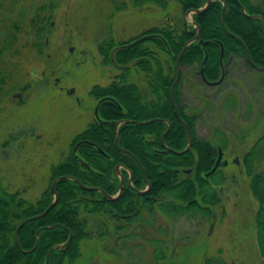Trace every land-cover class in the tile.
<instances>
[{"label":"trees","instance_id":"16d2710c","mask_svg":"<svg viewBox=\"0 0 264 264\" xmlns=\"http://www.w3.org/2000/svg\"><path fill=\"white\" fill-rule=\"evenodd\" d=\"M3 1H8L9 4L8 2L4 4ZM14 1L0 0V98L5 95L6 88L15 87L13 75L20 69L19 63L24 52L34 49L39 56L44 54L48 42V27L57 4L56 1H50L47 4L28 6L21 4L18 8L13 4ZM175 1L182 14L186 9L200 7L205 0ZM224 1L226 3L225 27L231 30V21H248V29L240 32L239 37L252 64L264 66L262 21L257 18L243 17L237 6H230L232 0ZM239 1L246 13L260 14L264 19V9L259 4H253L249 0ZM149 2L161 7L168 5L166 0H132L135 7ZM220 7L219 1H213L203 13L192 15L193 24L200 28L201 39L210 40V43L199 45L197 42H191L180 57V66L188 68L186 75L189 73L191 78L195 76L196 81L201 83L198 69L203 51L206 53L203 65L205 80L216 81L219 77V47L216 41L222 44L223 61H226L229 50L236 51V56H241L243 59L245 57L243 47L225 35L221 28ZM148 33L156 35L128 47L119 46L129 40L113 42L108 39L98 45L103 64H118L122 65L123 69L118 75L113 76L105 87H94V94L96 97L102 94L112 97L120 105L122 112L114 107L106 110L101 107L100 112L108 123L99 125L93 121L73 137L67 156L51 167L48 185L40 196L31 201L20 196V192L5 190L0 184V264H62L64 259L71 261L81 254L80 243L89 241L91 238L88 226L103 225V214L112 212L111 207L120 212L116 205L119 200L107 202L98 191L82 189L70 179H60L54 184L58 195L57 202L44 216L22 225L17 233L21 249L18 248L14 239L16 227L23 219L43 212L52 202L53 193L50 191V184L56 177H75L85 186L100 187L106 193L112 194L117 187V179L112 172L114 164L122 163L129 168L137 188L143 185L139 168L141 165L144 177L149 183L151 182L152 189L139 196L138 209L140 212H150V203H152L156 206L155 217L160 214L159 210L166 213V195L177 199L189 198L196 187L198 193L202 195L201 214L203 216H208L211 204L218 201L210 181L214 176L219 175L221 168L218 167L206 178L204 173L214 162L216 147H220L222 153H225V150L232 146L231 136L223 133L220 125L208 126V134L203 137L198 136L194 127L196 114L186 111L179 103L178 83L173 88L172 96L178 113L190 132L192 143L187 151L181 154L157 151L160 148L159 137L166 128V124L156 119L145 124L124 122L117 126V144L128 153L120 152L113 144V129L117 119L144 121L149 118H164L170 120V127L162 142L174 151H179L186 145L185 129L174 117L168 87L175 73V56L191 34L185 31L181 17L172 22L167 21L164 26L151 27ZM159 53H163L167 59L163 58L161 61ZM244 63L250 67L245 59ZM138 73L143 74V82L146 84L144 88L138 86L132 78ZM224 74H226L225 68ZM186 78L197 88L201 103H208L200 93L201 87L188 76ZM238 99L237 95L232 97L229 93L222 102V106L227 105L236 110ZM247 107L250 108L249 105ZM258 115L261 118L263 113ZM243 131L239 137L240 140L249 133V129L244 128ZM78 141L81 143L77 147L76 154L81 160L75 159L72 152ZM262 161H264V132L244 150L240 161L244 174L248 178V190L257 203L253 218L255 239L259 256L264 260V168L258 169ZM182 167H190L191 172L182 173L180 171ZM179 178H183L184 181L176 183ZM214 183L218 185L216 181ZM125 192L123 189L124 194L133 193L130 189L127 193ZM125 199L130 201L128 198ZM157 203L160 205L158 206ZM175 214L173 211L172 216ZM37 231H39L38 240L34 247ZM60 243L66 244L65 250L55 248L50 251L46 259L50 248ZM205 264L226 263L221 258L210 256L205 260Z\"/></svg>","mask_w":264,"mask_h":264},{"label":"rangeland","instance_id":"374dc122","mask_svg":"<svg viewBox=\"0 0 264 264\" xmlns=\"http://www.w3.org/2000/svg\"><path fill=\"white\" fill-rule=\"evenodd\" d=\"M50 1L57 4L44 54L39 56L34 49L24 52L21 70L13 75L15 87L6 88L0 98V184L31 201L46 188L51 167L67 156L71 140L90 121V87L108 81L109 75L102 78L100 68L106 72L110 66L101 62L98 45L108 39L126 41L147 27L164 26L165 18L178 20L182 16L175 4L161 7L149 2L135 7L132 0H15L13 4L19 8L21 4ZM250 1L255 4L259 0ZM70 48L74 53L70 54ZM79 50L85 52L80 54ZM158 56L161 61L167 59L163 53ZM187 69L184 66L182 73L186 75ZM183 74L180 86L185 87L181 88L185 97L180 104L196 114L197 135L206 136L208 126L220 125L222 132L231 136L232 146L222 153L225 165L210 181L218 198L213 203L214 218H179L169 224L177 232H186L187 237L198 229L196 239L201 242L195 245L199 249L192 247V255L204 251L203 264L210 256L226 264H264L255 239L257 203L248 190V178L240 162L244 150L264 132V71L249 69L238 59L234 67L228 66L223 81L214 86L203 85L188 73V78L201 87L200 93L208 101L204 104L194 85L183 84ZM142 75L134 74L132 78L145 87ZM55 77L60 79L57 85ZM70 88L75 89V95L68 93ZM232 92L239 98L236 110L222 106ZM244 128L249 133L240 140ZM233 157L234 162L230 161ZM262 168L264 161L258 167ZM136 240L144 243L148 237L138 235Z\"/></svg>","mask_w":264,"mask_h":264},{"label":"flooded vegetation","instance_id":"af4514ba","mask_svg":"<svg viewBox=\"0 0 264 264\" xmlns=\"http://www.w3.org/2000/svg\"><path fill=\"white\" fill-rule=\"evenodd\" d=\"M166 1H167L168 5L175 4L178 7L177 2L175 0H166ZM171 1H173V2H171ZM213 1H219L220 2V4H221L220 14H221V8L223 5H224V12H225L226 3L224 0H211L208 4L207 8L209 7L211 2H213ZM205 2H206V0L204 1V3L200 7L196 8V9L202 8L204 6ZM255 4H259L261 6V8L264 9V1L259 0ZM233 5L238 7L239 12L243 17H245L247 19H254V18L260 19L264 25V19L262 18V16L260 14H256V13H253V14L246 13L245 8L243 7V5L240 3L239 0H232V3L230 4V6L233 7ZM241 7H242L243 12L247 16L241 12ZM189 9H194V8H189ZM186 10H184V11H186ZM184 11H183V13H184ZM203 12H201V13H203ZM224 12H223V23H224ZM183 13L181 16V21H182V24L184 26L185 31H187L188 33L191 34V36L187 39V40H189L196 34V26H198V25H194L192 22L193 21L192 15L195 13H191L188 16V19L185 18V20L183 18ZM201 13H199V14H201ZM195 15H197V14H195ZM248 16H251V17H248ZM163 21H175V20H170V18L168 17V18H165ZM184 21H186V22H184ZM187 21H190V24L187 23ZM219 22H220V17H219ZM224 26H225V24H224ZM248 27H249L248 21H231V30H227V28L226 27L225 28L229 33H231L232 35H234L240 39V37H239L240 32L246 31V29H248ZM150 28L151 27H147L146 29L141 30L139 32V34H137L135 36H130L131 38L129 37V39H127L129 41L124 43L123 45H121L119 47L130 44L131 42H133L134 40H136L142 36L147 37L144 40L150 39V37H152L153 35L155 36L156 34L148 33V30ZM225 35H227V34L225 33ZM229 37H231V36H229ZM199 38L201 39L200 28H199ZM231 38L233 40L237 41L242 47L244 46L243 43H242L243 44L242 45L235 38H233V37H231ZM144 40H142V41H144ZM202 41H209V43H210V40H202ZM191 42H197L198 43V39L192 40ZM217 42H219V41L215 42L218 45ZM241 42H242V40H241ZM190 43H188V44H190ZM209 43H207V44H209ZM198 44L199 45H205L202 42L198 43ZM221 46H222V44H221ZM218 47H219V45H218ZM72 49L73 48L69 49L71 52L70 54L74 53V51H72ZM243 49H244V52H247L245 49V46L243 47ZM97 51L100 54L98 49H97ZM79 52H80V54H83L85 51L79 50ZM204 53H205V51H203V56H204ZM219 53H220V51L218 50V66H219V71H220V74L218 77V79H219L218 82H216L218 79L216 81H211V82H208L205 80V78L203 76V66H202V75L200 74V65H201V61L203 58V56H202L198 71H199V75L202 79L203 85L214 86V85L220 84L223 81L224 77L227 75L228 66L234 67L235 62L238 59H242L243 62L245 59L246 63H248V65H250V67H252L251 69L258 70V69H255L253 67V65L248 62V60L246 59V56L244 57V59L241 56H236V51H234V50L228 51L226 61H223V47H222L221 58L219 56ZM176 56H175V59H176ZM175 59H174V66H175ZM205 59H206V53H205ZM179 61H180V58H179ZM204 62H205V60H204ZM220 64H221V67H220ZM203 65H204V63H203ZM244 65L246 66L245 63H244ZM109 66H110V68L107 69L106 72H103V69L100 68L102 78H104L105 74H106V76L109 75L108 81L105 84L94 83V84H92V86L90 87V89L88 91L89 97L92 101L91 107L88 108L89 109L88 112L91 111L90 116H92L90 121L88 122V124L93 122V121L98 123L99 125H105L106 123H108V120L100 112L101 107H103V109H105V110L109 109V108L112 109V107H114L119 112H122V108L112 97H110V98H112L116 102V104H113V102L108 101V100H104L98 104V101L101 98H105V97H109V96L102 94L99 97H96L94 94L95 93L94 87H98V88L105 87V85L112 80L113 76L118 75V73H120L123 69V66L118 65V64H112L111 63ZM183 67L184 66H180V64H179L178 77L172 86L171 97H170L169 88H170L171 84L173 83L175 76H176V66H175L174 77H173V79H172V81L168 87V95H169V99H170V102H171V105L173 108V113H174L175 119L181 125H183V127L185 129V136H186L187 131H188L189 136H190L189 129H188L187 125L185 124V122L183 121V119L181 118V116L179 115L178 110H177V105L174 102L173 96H172L173 88L178 83L177 95H178L179 103L181 101V98L183 96L185 97L184 92H183L184 89H181V88H185V87L180 86L182 84L181 79H182V74H183L182 73ZM246 67L250 69L249 66H246ZM257 67H260V66H257ZM261 67H263V66H261ZM224 68H225L226 74H224ZM258 71H264V70H258ZM51 73H53V71H51ZM183 76H185L184 77L185 82H183V84L187 85L188 83H190V87H191L193 84L190 81H187V78H186L187 75L183 74ZM59 81H60V79L55 77V84L56 85L58 84ZM145 87H146V84H145ZM61 88L62 87H60V90L63 91ZM68 93L75 95V89L70 88ZM197 93H198V91L196 88V94ZM231 95H232V97L236 96L235 92L234 93L232 92ZM76 99L78 101V98H76ZM80 103H81V101H80ZM97 104H98L97 114H98L99 119L103 123H101L97 119L96 114H95V107ZM150 119H152V121H154L155 119L160 120L166 124V128L164 129V131L166 129H167V131L165 133H164V131L162 132V133H164V135L162 136V139H163V137L165 136V134L169 130V127H170L169 121L170 120L164 119V118H149L147 120H150ZM144 121H146V120H144ZM124 122H134V123L138 124L137 120L119 118L115 121V127L113 129L114 136L116 134L117 126L121 123H124ZM162 133H161V135H162ZM161 135H160V137H161ZM160 137H159L160 148H158L157 151L161 152V153L170 152V153L177 154L176 153L177 151L175 152L174 150L170 149L167 145H165L162 142V139L160 140ZM201 137H203V136H201ZM186 140H187V137H186ZM190 140H191V136H190ZM190 142L192 143V141H190ZM91 143L94 144L93 142H91ZM191 143H190V146H191ZM186 144H187V141H186ZM190 146H189V148H190ZM234 158L235 157L231 158L230 161L232 160V162H234ZM116 165H118L117 170H118L119 174L114 172V167ZM139 168L141 170L142 180H143V185L141 188L136 187L135 181L132 179V174H131L129 168L124 166L122 163L114 164V166L112 168V172L117 179V187H116V190L114 193H112V194H108L106 192L105 193L110 195V196H114L115 198L111 199V200H107V199H105L103 194H101V195L103 196V199L107 202H113V201L119 200L116 203V205L118 206V210H120V212L117 211V209H113L111 207L112 212L103 214V218H102L104 220L103 225L88 226V231L91 233V238L89 241L86 240V241H83L80 243L81 254L77 258H75L71 261L64 259L62 264H203L202 254L204 253V251L201 250L199 253L195 254L194 256L192 255V253H193L192 251H194L193 248L195 247V245H197L201 242V241H198L196 239V236L198 238V234H199L198 229L195 231H192L191 234H194L193 236L187 237L188 234H186V232H184V231L177 232L175 227H172L169 224V222L177 220L179 218H190V219L195 218V219H197V218H201L203 216L201 214V209L203 207L202 195L198 193L197 187L194 189L193 195L189 198H185V199H179L178 198L177 199V198H172L170 195H166L165 202H167L166 203L167 211H166V213L165 212L162 213V212H160L161 210H159L158 213H160V214H158L157 217H155L154 209L156 206H153L152 203H150V212L149 211L140 212L138 209L137 201L139 200V196L144 195L147 191H149V190L151 191V189H152L151 182L149 183L144 177L142 166L139 165ZM180 171H182V173L189 174L191 172V169H190V167H182V168H180ZM183 181H184L183 178H179L176 180V183H181ZM152 183H154V181H152ZM119 187H120V193L117 194ZM98 188H100V187H98ZM100 189H102V188H100ZM123 189L126 191L125 193H127V191L129 189L132 190L133 193L132 194H128V193L124 194V193H122ZM94 191H98V190H94ZM138 191H143V192L139 193ZM98 192L101 193L100 191H98ZM125 198L130 199V201L125 199ZM141 198H143V197H141ZM157 205L159 206L160 204L157 203ZM213 205L214 204H211V208H209L210 212H209L208 217H210L211 219H213L215 216L212 212L213 211L212 210ZM173 211L176 214L172 216ZM158 221H161L162 223L167 222V224L161 225ZM138 235H140V236L147 235L148 240H146L144 243H140L139 241L136 240ZM173 235H175V236H173ZM155 240H158V241L155 242ZM54 246H55V248H58L61 251H63V250H65L66 244L60 243V244H57ZM158 248H160L159 251H156ZM195 249L197 250L199 248L195 247ZM160 250H161V252H160ZM194 257H196L195 260H194Z\"/></svg>","mask_w":264,"mask_h":264},{"label":"water","instance_id":"95a60500","mask_svg":"<svg viewBox=\"0 0 264 264\" xmlns=\"http://www.w3.org/2000/svg\"><path fill=\"white\" fill-rule=\"evenodd\" d=\"M210 1H211V0H206L204 6H203L202 8H199V9H187L186 11H184V13H183V18H184V20H185V18H186L187 16H189L191 13L199 14V13L205 11V9L207 8V6H208V4H209ZM223 12H224V5H223L222 8H221V14H220V26L222 27L224 33H226L228 36H231V37L235 38L236 40H238V41L242 44L241 40H240L238 37L232 35L231 33H229V32L226 30V28H225V26H224V23H223ZM241 12H242L244 15H246V14L243 12L242 7H241ZM246 16H247V15H246ZM248 17H251V16H248ZM184 22H186V21H184ZM145 38H147V37H146V36L139 37L138 39L134 40V41L131 42L130 44H127V45H124V46H125V47L131 46V45H133V44H135V43H137V42H140V41L144 40ZM195 39H198V43H201V42L204 43V44L209 43V41H202V40L199 38V27L196 26V34H195L191 39L187 40V41L184 43V45L182 46V48L180 49L179 53H178L177 56H176V59H175L176 76H175V79H174L173 83L171 84V86H170V88H169V95H170V97H171L172 86H173L174 82L177 80V77H178L179 58H180L181 54L184 52V50L186 49V46L188 45V43H190L192 40H195ZM217 43H218V45H219V51H220L219 56H220V58H221V56H222V46H221V44H220L219 42H217ZM242 45H243V44H242ZM243 47H244V46H243ZM245 56H246V59L248 60V62H249L250 64H252V62H251V60H250L249 55H248L247 52H245ZM204 60H205V53H204V56H203V58H202L201 65H200V74H201V75H202V66H203ZM252 65H253V67H254L255 69H258V70H264V66H263V67H257V66H255L254 64H252ZM220 67H221V64H220ZM45 81H46V79H45ZM218 81H219V79H218L216 82H218ZM15 96H19V94L15 95ZM104 100H108V101L113 102V104H116V102H115L112 98H110V97L101 98V99L98 101V104L101 103V102L104 101ZM98 104H97L96 107H95V114H96L97 119L101 122V120L99 119L98 114H97V107H98ZM117 106H118V105H117ZM151 121H152V119H150V120H146V121H138L137 123H138V124H145V123H149V122H151ZM101 123H103V122H101ZM166 131H167V129L164 131V133H165ZM164 133H162V135H161V137H160V140L162 139V136L164 135ZM186 137H187V144H186V146H185L182 150H180V151H177V152L175 151L177 154H180V153L186 151V150L189 148L190 143H191V142H190L191 140H190V136H189L188 131L186 132ZM86 142L89 143V144H92L91 142H88V141H86ZM80 143H81V141L77 142V143L75 144V146L73 147V151H72V152H73V155H74V157H75V159H78V160H81V159L77 156V154H76V150H77V147H78V145H79ZM113 143H114V146H115L119 151H121V152H127L125 149L120 148V147L118 146V144H117V137H116V134H115V136H114ZM98 150H99L100 152H102L101 149H98ZM127 153H128V152H127ZM223 165H225V161H224L223 158H222V151H221L220 147H216V157H215V159H214V162H213L211 168H210L208 171H206V172L204 173V176H208V175H210V174L213 173L218 167L223 166ZM117 167H118V165H116V166L114 167V172H116V173L119 174V172H118V170H117ZM60 179H70V180H73V181H74L75 183H77L82 189H85V190H98V191H100V192L104 195L105 199H107V200H111V199H114V198H115L114 196H110V195L106 194L105 191H104L103 189H100V188H98V187H88V186L83 185V184H82L77 178H75V177H71V176H60V177H56L55 179L52 180V182H51V184H50V191L53 193V200H52V202L46 207V209H45L43 212H41L40 214L34 215V216H32V217H27V218L23 219V220L18 224V226L16 227V229H15V231H14V239H15V243H16V245H17L18 248H20V245H19L18 240H17V233H18L19 229L22 227V225H24L26 222H28V221H30V220H34V219H37V218H40V217L44 216V215H45V214H46V213H47V212H48V211H49V210L55 205V203L57 202L58 195H57V193H56V191H55L54 184H55L58 180H60ZM138 192H139V193H142L143 191H138ZM119 193H120V187H119V189H118L117 194H119ZM49 227H52V226H49ZM38 232H39V231H37L36 236H35V245H34V247L37 245V240H38V238H37V234H38ZM54 248H55V246L51 247L50 250L47 252V254H46V259H48L49 254H50V251L53 250ZM20 249H21V248H20Z\"/></svg>","mask_w":264,"mask_h":264}]
</instances>
